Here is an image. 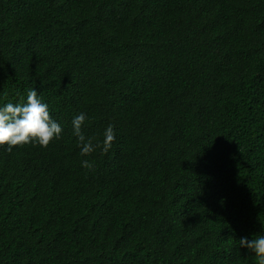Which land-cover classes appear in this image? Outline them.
<instances>
[{
    "label": "trees",
    "instance_id": "16d2710c",
    "mask_svg": "<svg viewBox=\"0 0 264 264\" xmlns=\"http://www.w3.org/2000/svg\"><path fill=\"white\" fill-rule=\"evenodd\" d=\"M32 88L63 131L0 146V264H259L264 0H0V105Z\"/></svg>",
    "mask_w": 264,
    "mask_h": 264
},
{
    "label": "clouds",
    "instance_id": "9594fccd",
    "mask_svg": "<svg viewBox=\"0 0 264 264\" xmlns=\"http://www.w3.org/2000/svg\"><path fill=\"white\" fill-rule=\"evenodd\" d=\"M86 120V113L80 112L71 120L73 134L77 139L80 154L86 156L97 148L107 152L115 140L114 126L110 123L103 130V139L93 143L91 137H86L82 126ZM62 126L52 118L49 106L44 102L35 88L29 89L24 102H7L0 105V146L11 152L13 146L28 143L46 147L54 139H60ZM82 167H91L89 160L81 161ZM240 248L250 250L255 254L259 264H264V234H257L255 238L241 236Z\"/></svg>",
    "mask_w": 264,
    "mask_h": 264
}]
</instances>
